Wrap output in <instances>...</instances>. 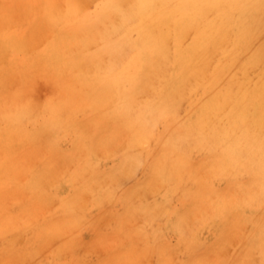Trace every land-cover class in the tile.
<instances>
[{
	"label": "bare ground",
	"instance_id": "1",
	"mask_svg": "<svg viewBox=\"0 0 264 264\" xmlns=\"http://www.w3.org/2000/svg\"><path fill=\"white\" fill-rule=\"evenodd\" d=\"M27 1L19 0L18 5L32 19L23 20L25 27L12 25L17 29H3L11 23L0 22V39L5 50H22L26 55L24 44L30 42L31 30L39 27L33 6L41 4L52 28L42 44L36 43L24 78L31 82L45 77L56 95L36 91L31 85L32 92L21 85L3 94L7 101L17 103L14 112L0 115L4 157H10V134L19 126L16 121L29 115L27 110H41L36 117L45 127L37 130V137L48 127L55 144L59 139L62 143L63 136L72 137L70 150L63 154L75 165L64 181L66 191L77 195L90 180L94 183L92 201H100L110 196L107 187L98 185L101 178L119 181L123 176L134 177L139 169L141 175L133 186L113 197L118 205L97 213L96 227L90 211L77 199L75 205H84L81 213L53 214L37 222V242L18 249L14 243L30 226L34 205H25L19 209L27 211L18 213L0 202V237L6 241L0 249V263L27 259L39 264V256L48 248L49 255L58 256L74 254L82 244L103 249L94 264L137 261L134 239L143 238L154 264H171L177 252L172 249L198 246L203 236L196 227H189L188 236L179 229L177 244H158L153 239L189 219L212 225L207 253L224 254V246L232 240L230 229L236 226L244 231L249 222L235 250L247 258L253 248L261 247L254 257L264 256V66L257 82L248 75L264 57V0H100L92 13L81 12L71 0L61 5L55 0ZM15 8L4 9L1 19L7 20ZM15 72L12 62L4 75ZM183 103L184 113L180 109L179 114ZM55 144H50L51 150L64 157V148ZM109 157L114 160L110 168L103 163ZM141 191L156 194L155 202L138 199ZM176 192L185 194L180 206L162 210L159 201ZM17 193L7 190L6 196ZM64 205L71 207L68 202ZM156 215L158 221L149 222ZM83 219L90 223L86 232L90 231L91 242L76 246L72 243L73 235L78 236L75 232L65 235L64 231L59 237ZM103 222L111 233L98 237L93 231ZM230 255L225 258L229 260Z\"/></svg>",
	"mask_w": 264,
	"mask_h": 264
},
{
	"label": "rangeland",
	"instance_id": "2",
	"mask_svg": "<svg viewBox=\"0 0 264 264\" xmlns=\"http://www.w3.org/2000/svg\"><path fill=\"white\" fill-rule=\"evenodd\" d=\"M63 1L65 0H55V3L61 5ZM71 1L73 2V5L77 9H79L81 12L92 13L95 10L96 5L100 0H71ZM27 2L34 3V0H29ZM18 3H19V0H0V22H4V23L10 22L11 23V24H8L3 29H17L12 25L25 27L23 20L27 18L32 19V15L26 14L24 12V7H23V10H20ZM12 6H16V8L11 12L9 16H7V20H5L6 18L1 19V17L3 16V12L5 11L4 9L12 7ZM33 7H35L37 10V15L39 19L37 24H39V27L33 28L31 30L32 34L30 36V42L28 43L25 42L24 44V50H26V55L22 53V50H11V51L5 50L4 49L5 44L3 43L4 41L3 39H0V115L2 113H10L16 110L17 103H11L7 101L5 98H3V94L16 91L19 89L21 85H24L25 88H27L30 91L31 89L29 85L35 88L34 90L36 91L45 90L46 93H48L51 96L56 95V90H55L54 85L50 83V81H48L45 77L44 79L39 78L31 82L27 81L24 78V73L26 72L28 68L31 67L27 63V60L29 58L30 59L33 58L36 43L42 44V42L45 40V38L50 33L51 28H52L51 23L43 17L42 10H41L42 5L37 4L36 6H33ZM41 21H44L45 23L44 24L40 23ZM19 38L20 39L24 38L20 30H19ZM38 39L39 41H37ZM70 49L75 51L76 46H72ZM263 59L264 57L262 58V60ZM262 60L260 61L261 64H259L260 67L258 65V68L256 66L257 69L253 68L254 71L253 70L249 71L250 74L248 75L250 79L252 80V82L258 81V78L260 76V71L262 69L261 67L264 66V60L263 61ZM12 62H13V69L16 72L8 73L4 75L5 70L9 68ZM235 89H236V86H235ZM184 105L185 104L183 103L178 109L179 114H182L181 112L182 109L184 113V108H185ZM183 106L184 108H182ZM43 107H44V104L40 103L39 108H43ZM40 111L41 110H35L30 113L27 110V113L29 115L21 117L20 121H16V124H19V126H16L14 129H12L11 134H10L12 151H11L9 158L4 157L1 151V147H0V202L4 204L5 206H7L10 210H13L15 212L18 211V213L27 211V210H21V209H25L29 206L34 205L28 217V220H30L31 224H29L30 226L24 230V233L21 236H19L16 242L14 243L15 249H18L21 246L27 247V246L34 245L37 242V239L39 237L38 235L40 233V229H37L34 224H36L37 222H42L44 219H50L53 214H57V216H65L64 213L70 214L69 216L78 215V213H81L79 210L80 206L85 205V207L90 211V221L93 222V219L99 216V214L97 213L100 210H103L107 206L112 207L113 204L118 205V202H116L115 200H112L113 197L118 195L122 190L133 186L141 175L140 174L141 170L139 169L138 172L134 175V177L129 176L131 177L129 178V177L123 176L121 177V179H119V181H116L115 179L112 180L109 177L101 178L98 185L107 187L110 191V196L100 201H94V202L92 201L93 198L91 197L90 192L94 188V183L90 182V180L84 184L82 191L78 190L77 195H74L73 191L72 192L70 191L71 193L69 191H66L64 181L66 180L68 174L71 172V169L75 167V165H71L69 159L64 156L66 149L70 150V146L72 143V137L63 136L62 143L60 139L59 141H56V143L60 147L64 148L63 153L61 152L62 155L64 154L63 155L64 157L60 158L50 148V144H55V142L51 140V134L53 133L51 128L49 127L46 128V130L42 131V133L37 137V130L40 127L42 128L45 127V124H43V120L39 117H36V114L39 113ZM3 125L4 124H3L2 117H0V128ZM61 134L63 133L61 132L60 135ZM57 144H55V146ZM58 145L56 147H58ZM115 148L116 147H113L111 150H115ZM4 162H5V165L3 166ZM103 163L106 167L110 168L114 165V160L112 159V157L103 158ZM104 165H101V168H103ZM75 180H81V179L76 178ZM78 183L80 184V182ZM96 188L97 186L95 187V190ZM7 190L8 191L18 190V193L15 194V196H10V195L6 196ZM172 195L173 196L165 197L159 201V206L162 208V210L171 208L173 206H180L179 200L185 199V196H184L185 194H182L180 192H176L175 194L173 193ZM141 196L142 197H138V199L142 198L143 202L147 204H152L156 200V194L152 196V193H145V191H141ZM77 199H81L84 205L83 204L75 205L74 203ZM138 199L137 200L135 199V200L139 201ZM63 202L64 204L66 202L70 203L71 207L66 208L64 207L65 206L64 204H63V207H61V204ZM25 205L26 206L28 205V206L25 207ZM189 209L190 207L185 208L186 211H188ZM157 219H158V215L154 216L153 219H149V222H155V220L157 222L158 221ZM96 223H97V220H96ZM96 223L93 222L94 227H96ZM196 223L197 224H195V222L192 219L183 221L180 225H178L179 226L178 228H171L167 230L166 233H161V235H157L156 237L157 239L154 238L153 242L154 243L157 242L158 244L165 243V242L177 244L179 243V233H180L179 229H181L182 235L188 236L189 235L188 233L190 231L189 227H196L197 231L200 232L199 234L203 236V242L198 244V246L197 245L193 246L194 248L188 247L186 249L185 247L180 246L175 249H172V250H177V252L175 251L173 252L172 254L173 257L171 261L175 260L178 262V260L180 259L178 263L174 261V264H180L181 260H182V263L184 262L183 264H185V262L191 259H192V261L190 262L191 264L196 263L197 260H198L197 263L199 262L200 264H202L200 262L202 261V259H203L202 262L207 263L210 261L209 264H213V262L214 264H217V263L219 264V261H220V264H238V263L240 264L241 257L243 259L241 263L245 262L244 264H264V256L260 257L257 254V256L255 255L256 257H254L255 252L259 253V250H262L260 249L261 247L260 248L255 247L256 249L253 248L252 249L253 254L248 253V256H250L249 258L253 256L251 259H249L248 256L247 258L240 256V255H239L240 257L238 256V251H237L238 243H239V240L241 239L240 237L243 234V232L246 233L248 231L245 229L246 226H247V229H249L248 227L251 226L249 222H247L249 226L247 224L245 225V223L242 224V226L245 225L243 226L244 231L243 229L242 231L240 229H237L238 227L236 228V226L232 228L233 230L230 229L231 233L229 234L232 240H229L227 245L224 246L225 249L222 248L225 250V254L218 252L217 250H214L213 252L211 250L207 253L206 249L208 248V244L206 240H208L209 237L212 238L213 234H210V229L212 228V225L210 226L204 225L200 223L199 221H196ZM89 224L90 223L86 222L85 220L81 224L77 222L76 225L68 226L66 229L61 231L59 237L61 238L62 235L64 236V231H65V235L67 233H70L73 235V233L75 232L78 234V236L75 237L73 235L74 239L72 243H76V246H78L77 244H80L82 242L88 241L89 243V241L91 242L93 240L92 237L87 236L90 233V231L86 232V230H89V228L87 227V225ZM108 226L109 225H105V222H103L100 225H97L98 227L97 230L93 232L98 237L101 235H105L106 233H111L108 229ZM103 227H105V229ZM235 228L237 229V232L241 231V233L238 232L239 234H237V232H235L236 231ZM106 229L108 230V232ZM81 231L83 232V234H81ZM233 233H235V236H232L234 235ZM162 237H164L163 240H162ZM58 240L60 241L59 238L57 240L55 239L56 243L53 242L54 246L58 244L59 242ZM134 241H135L134 252L138 256L137 261H129V262H123L119 264H154L155 257L153 255L151 256L149 254H146L145 247L146 246L148 247V243L143 238H135ZM180 245H183V244H180ZM82 246L83 244L79 246L77 249H75L74 254H72L71 252H68V253H62L61 255H58V256H54V254L49 255V253H47L49 248L48 246H46V248H48L47 251H45L46 250L45 249L44 250L45 253H43L44 251L42 250L41 252L43 254L40 252V255L41 254L42 255L39 256L40 262H41L39 264H87L86 262L88 261L93 262L94 264L95 262L98 261L100 256H102L103 249H96L89 245L85 247H82ZM3 247H6V241L4 238L0 237V249H2ZM235 248L237 250H235ZM222 249H220L219 251L224 252ZM236 251L237 253H234ZM183 253H185V255H183ZM200 253H202L203 255L202 254L198 255ZM213 253H214V256L212 257L211 254ZM220 253H221V256H220ZM176 254H178V257ZM194 254L196 255V257H194ZM229 254H231L230 256L232 257L233 255L236 254L238 257L237 256L236 257L234 256V258L230 257V259L228 260L226 258H229ZM261 254L263 255V253ZM209 256L210 258L207 259V257ZM84 257L85 259L84 261H82ZM231 258L232 259L240 258V259H235L236 262H234L235 260H232ZM173 261L171 262V264H173ZM27 262L28 264H30L29 261H27V259L24 262L23 261L21 263L16 262L15 264H22V263L27 264ZM0 264H3V263H0ZM9 264H12V263H9Z\"/></svg>",
	"mask_w": 264,
	"mask_h": 264
}]
</instances>
